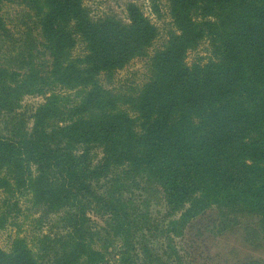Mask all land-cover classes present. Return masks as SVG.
Returning a JSON list of instances; mask_svg holds the SVG:
<instances>
[{"label": "trees", "instance_id": "obj_1", "mask_svg": "<svg viewBox=\"0 0 264 264\" xmlns=\"http://www.w3.org/2000/svg\"><path fill=\"white\" fill-rule=\"evenodd\" d=\"M168 1L176 29L150 57L149 79L122 93L103 79L148 57L159 35L139 6L128 5L124 23L94 19L83 0H0V42L11 34L1 5L20 2L37 17L50 58L48 67L0 60V118L25 96L44 98L24 136L0 127V192L30 191L66 222L58 260L17 237L10 251L0 246V264H174L176 239L213 208L264 225V0ZM79 40L85 53L76 56ZM206 40L208 60L189 64ZM142 173L169 210L155 225L136 215L129 194ZM86 192L105 208L102 248L86 221Z\"/></svg>", "mask_w": 264, "mask_h": 264}, {"label": "rangeland", "instance_id": "obj_2", "mask_svg": "<svg viewBox=\"0 0 264 264\" xmlns=\"http://www.w3.org/2000/svg\"><path fill=\"white\" fill-rule=\"evenodd\" d=\"M154 1L159 6L155 10ZM94 19L114 17L127 23V7L136 4L158 27L159 35L149 49L148 57L134 58L123 69L118 70L111 83L105 84L117 92L128 93L140 88L150 77V57L164 47L168 36L175 31L168 0H83ZM1 14L10 29L7 40L0 42V60L9 61L19 67L27 62L49 66L41 29L34 12L20 2H5ZM85 53L84 43L79 40L74 49L76 56ZM209 42L203 41L198 48L188 53L187 62H206L210 56ZM43 70L44 68H40ZM44 102L42 96H25L21 106L11 116L0 118V127L19 129L17 135L24 136L32 128L31 114L35 107ZM8 122V123H7ZM101 151L93 154L94 162L101 160ZM140 186H138V182ZM98 195L105 190H92ZM135 202L136 215L155 225L167 218L169 210L159 184L147 173L139 175V180L129 191ZM17 203V206H15ZM83 205L87 206L86 220L92 232L99 233V247L105 245V208L95 196L86 192ZM7 216L6 225L0 229V246L10 251L15 238H24L36 255L54 262L60 258L61 239L66 222L62 214L44 204H37L33 194L27 190L16 192L13 197L0 192V218ZM86 217V218H87ZM142 222V218H139ZM249 212H239L229 208H213L194 220L184 236L176 239L179 250L176 264H264V225L262 220ZM107 241V240H106ZM114 260L111 261V264ZM174 263V264H175Z\"/></svg>", "mask_w": 264, "mask_h": 264}]
</instances>
